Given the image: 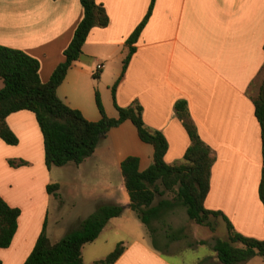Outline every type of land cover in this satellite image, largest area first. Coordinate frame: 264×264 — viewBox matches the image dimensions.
Here are the masks:
<instances>
[{"label": "crops", "instance_id": "crops-1", "mask_svg": "<svg viewBox=\"0 0 264 264\" xmlns=\"http://www.w3.org/2000/svg\"><path fill=\"white\" fill-rule=\"evenodd\" d=\"M96 1L104 6L109 25L91 31L82 54L57 90L59 98L91 122L101 120L96 92L111 118L118 117L116 104L126 108L139 103L146 127L167 140L164 160L169 165L184 163L191 146L175 108L185 101L213 159L205 208L222 213L237 233L264 241V206L259 196L264 154L254 104L264 66V0H155L125 72L127 40L144 20L152 0ZM83 17L80 0H0V45L38 60L40 79L47 83L65 61L64 51ZM98 65L103 68L98 70ZM3 86L0 77V89ZM7 124L19 143L11 146L0 139V197L21 214L12 244L0 249V264H24L45 224L48 230L50 205L57 200L47 187L55 184L56 177L53 168L49 171L46 166L44 138L35 114L15 112L8 116ZM153 154V147L143 143L134 124L126 121L112 129L94 155L77 172H69L68 179H91L94 175L89 170L108 165L109 173L93 179L102 180L101 187L113 191L117 200L125 199L128 193L121 162L136 156L140 171H145L153 164ZM9 161L25 164L11 166ZM101 203L131 210L130 200L118 204L101 197L95 209ZM178 208L187 214L183 206L175 205L155 223H162ZM115 219L94 242L84 245L83 264L104 260L119 243L125 250L115 264H174L151 249L144 233L132 238L126 230V238L110 242L104 237L107 229L121 230L111 225ZM221 223L227 227L220 217L218 226ZM191 224L187 223L190 236ZM164 226L166 236L173 237L170 243L187 239L184 226ZM171 230L176 233L170 234ZM203 243L204 239L191 240L190 246ZM165 247L171 248L168 243ZM193 264H201V260ZM210 264H222L217 253ZM245 264H264V257L256 256Z\"/></svg>", "mask_w": 264, "mask_h": 264}, {"label": "trees", "instance_id": "trees-1", "mask_svg": "<svg viewBox=\"0 0 264 264\" xmlns=\"http://www.w3.org/2000/svg\"><path fill=\"white\" fill-rule=\"evenodd\" d=\"M84 17L68 48L64 51L65 61L53 72L50 80L43 83L39 76L40 64L25 52L0 45V77L4 86L0 89V139L15 146L17 136L7 124L9 115L19 111L35 114L44 138L45 162L48 170L67 165L80 166L94 155L107 134L126 121L137 129L140 140L154 149L153 164L140 171V160L136 156L121 162L124 185L129 195L130 208L139 220L148 227L176 204L166 200L156 202L158 195L167 192L175 194L177 204L183 206L189 219L200 226L215 231L212 218H223L227 224L228 239H216L214 251L222 264H245L256 256L264 257V241L245 237L237 233L230 221L219 212L205 208L210 190L213 159L211 149L200 138L196 125L191 119L187 103L176 104V113L190 137L191 146L185 153V162L169 165L164 158L168 150L167 140L158 131H150L143 120V108L139 103L122 108L116 104L117 118L109 117L104 109L100 94L96 92V105L101 114L98 122L88 121L81 111L71 108L57 94L69 69L79 59L83 46L91 31L105 28L110 19L103 5L96 0H80ZM150 8L144 20L128 38L129 54L124 60V72L136 51L135 44L145 28L154 7ZM116 86L113 87L115 99ZM255 115L261 127L264 154V66L262 83L255 102ZM11 166H21L24 162ZM60 185H48L47 191L59 198ZM163 188V189H161ZM259 196L264 206V171L259 186ZM124 207L113 203H101L94 213L84 219L79 228L69 231L58 242L53 243L47 235L46 224L36 245L24 264H83L84 245L94 242L110 220L120 217ZM21 211L11 207L0 197V249L12 244L18 229ZM174 238L176 236L174 235ZM178 238V237H177ZM125 247L119 243L104 260L94 264H115L123 255Z\"/></svg>", "mask_w": 264, "mask_h": 264}, {"label": "rangeland", "instance_id": "rangeland-1", "mask_svg": "<svg viewBox=\"0 0 264 264\" xmlns=\"http://www.w3.org/2000/svg\"><path fill=\"white\" fill-rule=\"evenodd\" d=\"M69 166L71 167L68 168ZM78 167L79 166L71 164L60 168L53 167V177H56L55 183L61 185V190L58 192L60 193V197H54L57 201L51 202L48 221L47 233L54 242L62 239L69 231L79 228V220L95 212V203L99 198L102 197L107 200H114L118 204H125L124 202L129 200L128 194H126L125 199L120 198L117 200L113 191H106L101 187L102 180L93 179L95 176H100L102 173H109L110 168L108 165H103V168L100 166L99 168L89 170L90 174L94 175L91 179L81 176L77 177L73 182L68 179V174L69 172H77L79 170ZM165 199L169 200L171 203L180 205L176 202L175 194L171 192H167L162 196L158 195L155 203ZM121 206L124 207V205ZM189 221L191 220L188 215L185 214L183 208H178L176 212L167 215L165 220H162V223L158 222L157 224L153 221L154 223L152 222L150 225L151 231H149L148 227L139 220L136 212L132 209H128L111 224L121 227V230H118V232L115 228L110 226L104 234V237L108 238L110 242L116 243L118 240L126 238L124 232L126 230H128L126 232H129L132 238H137L141 233H144L146 234L145 238L151 249L169 262L174 264H193L201 260V264H210L212 258L214 259L216 256V252L213 248L215 240L228 239L227 227L224 223L218 226V219L216 218L211 219L212 225L216 227L215 231L211 230L209 227L200 226L191 221L192 233L190 236L187 230V223ZM167 223H170L171 226H184L188 236L187 239L181 240L178 243H170L169 241H171L173 237L170 239V237H167L166 233L163 232L166 229L164 225ZM155 228L158 230L156 233L153 232ZM175 233L176 230H171L170 232L172 235ZM201 239H204L205 243L199 244L197 247L190 246L191 240L195 241ZM166 242L171 248L165 247V245H167ZM174 248H176V250Z\"/></svg>", "mask_w": 264, "mask_h": 264}, {"label": "built area", "instance_id": "built-area-1", "mask_svg": "<svg viewBox=\"0 0 264 264\" xmlns=\"http://www.w3.org/2000/svg\"><path fill=\"white\" fill-rule=\"evenodd\" d=\"M102 68H103L102 65H98V66H97V69H98V70H100V69H102Z\"/></svg>", "mask_w": 264, "mask_h": 264}]
</instances>
